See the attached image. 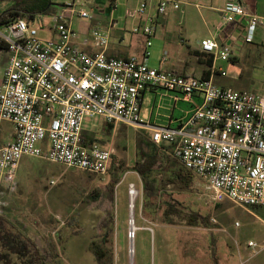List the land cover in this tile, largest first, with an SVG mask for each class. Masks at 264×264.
<instances>
[{"label":"built area","instance_id":"built-area-1","mask_svg":"<svg viewBox=\"0 0 264 264\" xmlns=\"http://www.w3.org/2000/svg\"><path fill=\"white\" fill-rule=\"evenodd\" d=\"M169 4L181 6L178 0H160L157 15H147L145 22L132 29L145 38L144 57L151 54L156 18L167 12ZM147 9L148 1L142 0L137 12L142 17ZM222 11L226 23L237 17L250 18L247 41H253L258 24H264V17L250 14L240 0H228ZM92 17L88 2L72 0L55 13L40 12L32 19L21 17L0 25V38L8 47L0 79V132L4 121L14 126L11 138L0 142V214L5 206L3 194L18 188L19 167L25 157L94 174L108 173L112 148L89 140L84 128L86 116L93 115L114 126L124 123L150 129L154 142L170 145L173 155L203 179L211 201L231 200L242 207L264 205V94L224 87L214 76L154 67L139 55H109L106 48L114 18L107 25L92 27L84 43L93 41L100 50L89 52L74 42L73 21ZM200 47L213 57L214 72L226 75L215 63L232 58L231 45L207 37ZM166 58L165 52L161 62ZM152 87L180 92L193 104L179 126L143 120L142 93ZM173 98L178 101L180 95ZM135 188L130 183L129 193ZM249 245L257 247L258 243L251 240Z\"/></svg>","mask_w":264,"mask_h":264},{"label":"rangeland","instance_id":"rangeland-1","mask_svg":"<svg viewBox=\"0 0 264 264\" xmlns=\"http://www.w3.org/2000/svg\"><path fill=\"white\" fill-rule=\"evenodd\" d=\"M53 1L60 11L62 3L72 0ZM85 1L89 9L92 8L93 17L98 15L99 11L94 7L100 6V2ZM139 2L109 0L103 6L105 11L100 13L105 19L102 24L106 25L114 18L118 21L116 28L121 27L127 35H132L133 27L139 24L141 18L146 20L149 11L148 8L141 17L137 12ZM45 3L46 0H0V13L16 4L27 7ZM152 5L157 6L158 3ZM186 9L188 14L191 6L186 5ZM167 11L170 13L168 22L160 21L159 27L163 29L166 23L170 32L184 38L179 47L187 55L189 45H195L197 36L205 34V23L196 7H193V11L197 13V18L193 19L190 15L183 18L174 4H169ZM84 22L75 18L73 26L76 31L82 29ZM41 35L48 36V33L41 31ZM152 51L155 52V49ZM7 58L8 53H2L0 68ZM171 95L158 97L154 122H168V116L175 106ZM158 104L162 107L158 108ZM191 107L190 103L181 100L174 110V117L181 116ZM10 125V122L4 121L2 129H9ZM84 128L87 134H92L97 141L112 148L115 161L112 159L111 173L94 174L44 158L26 157L18 174L17 190L3 194L5 206L1 214L47 248L52 264H264V205L253 209L252 206L242 207L231 200L213 202L209 199L205 182L196 176L192 188L171 183L167 185L166 193L180 202L178 206L186 214L198 213L199 221L190 224L189 216L184 218L174 214L169 223L164 218L162 208L150 212L144 210L142 179L133 170L138 156L137 144L148 132L124 123L110 128L100 115L86 116ZM114 174L120 177L113 196L114 231L104 241L99 236V222L112 198L105 193V188ZM53 179L56 180L55 184L51 183ZM130 183H135L139 191L134 209L130 205ZM102 193V197L97 199ZM132 220L138 229L132 228ZM237 221L240 225H236ZM134 231L135 236L131 237ZM131 239L134 240L133 248ZM93 240L106 249L103 260L91 248ZM250 240L256 241L258 246L249 245ZM211 247H215V251L217 247L215 255L211 253Z\"/></svg>","mask_w":264,"mask_h":264},{"label":"crops","instance_id":"crops-1","mask_svg":"<svg viewBox=\"0 0 264 264\" xmlns=\"http://www.w3.org/2000/svg\"><path fill=\"white\" fill-rule=\"evenodd\" d=\"M98 1L100 2V6L94 7V9L99 11V16L95 15L90 21H85L77 18L85 22L82 26V29L77 30V35L73 39L77 45L81 46L89 52L98 51L100 50V48L97 47L93 43V41L85 44L84 39L90 37L92 27L96 25H105L102 24L105 19H103L100 13H103L105 11V8H103V6H106L109 0ZM141 1L142 0H140V2ZM147 1L149 8L148 15H157V6L152 5V3H159L160 0ZM227 1L228 0L180 1L181 6L180 8H178V11L181 12L183 18L186 19L187 15H190L191 19L197 18V13L193 11V7H196L206 27L205 34H203L202 36H197L195 45H189V51H187V55L186 52L183 51L181 47H179L180 43H182V41H185L184 38H181V36L177 37V35H174L172 32H170L166 28V23L164 24L163 29L159 27L160 21L166 22L169 19V11H167L165 14L159 15L156 18V33L153 37V45L150 47L151 54L149 56H143V52L146 47L145 38L141 34L136 33L127 35L125 29L121 27L116 28L118 26V21L116 19L115 25L112 27L110 44L106 48L107 53L109 55L123 57H127L130 55H139L140 57L144 58V61L147 64L154 67H163L167 70L178 73H193L203 76H214L215 81L224 87L248 89L264 94V24L259 23L255 32V39L253 41H247L245 39V35L247 33L250 18L247 16L237 17L236 21L226 23L224 21L222 9ZM240 1L249 10L250 14L264 17V0ZM186 5L191 6L188 14ZM109 8L111 10V7ZM91 9H89L90 12ZM94 20H96L97 22H95ZM141 20L142 22H145L147 19L143 21V18H141ZM141 20L139 21V23L141 22ZM114 28H116L117 30H115ZM207 37H216V39L221 43L231 45L233 49L232 58L229 61L219 60L217 61V63H215V65H221L222 68L227 71L226 75L214 72L213 57L201 50L200 41ZM155 38L156 43L154 42ZM153 48L155 49L156 53L152 51ZM165 52L167 53V58L165 62L162 63L161 60ZM7 60L8 58L0 68V79L2 78ZM161 90H163L164 92H162ZM170 93H173V95H171ZM175 93H178L180 95V99L178 101H175V106L172 109L171 114L168 116V122L164 124L154 122V111L158 97H163L165 95H171V97H174L175 95H178ZM181 100L190 103L193 106L190 101L183 98L180 92L166 91L165 89L159 87H152L144 90L141 99V112L143 120L147 123L155 125L179 126L181 124V119L190 114L193 109L191 107L190 109L186 110L181 116L174 117V110ZM197 100H201V98L197 97ZM159 107H162L161 104H158V108ZM10 124L11 128H3L1 130L0 142L7 141L14 133V126L12 123ZM141 129L145 132H148V135H146V137H151L152 131L150 129ZM21 170L22 169L20 165L19 172H21ZM210 249H212L211 253L215 255L217 252V247L215 252L213 251L212 247Z\"/></svg>","mask_w":264,"mask_h":264},{"label":"trees","instance_id":"trees-1","mask_svg":"<svg viewBox=\"0 0 264 264\" xmlns=\"http://www.w3.org/2000/svg\"><path fill=\"white\" fill-rule=\"evenodd\" d=\"M54 4L56 3L53 0H46V3L42 5L22 7L16 4L10 6L0 13V25L21 17L32 19L40 12L55 13L58 9ZM4 52L8 53V47L0 38V56ZM107 124L110 128L114 127L112 123ZM87 136L89 140H96L92 134ZM137 147L138 156L133 165V170L138 172L142 179L144 210L150 212L152 209L162 208L164 218L169 223L172 222L173 215L178 214L184 218L189 216V223L196 224L199 221L198 213L186 214L178 206L180 202L172 198L170 193H166V187L171 183L192 188L196 179L195 173L173 155L171 146L168 144H157L151 137H141ZM112 159L115 161L113 153ZM109 171L112 172L110 168ZM119 180V175L114 174L105 188V193L112 198L109 199L110 203L105 207V213L99 222V229L101 230L99 236H102L104 241L114 231L115 213L112 206L115 186ZM166 194H169L168 197H165ZM102 195L103 193L99 194L97 199L101 198ZM252 208L255 209L256 207L252 206ZM91 248L100 260L104 259L106 249L97 240H93ZM212 248L215 252V247ZM49 256L51 257L49 250L41 246L38 240L26 235L0 214V264H52V259Z\"/></svg>","mask_w":264,"mask_h":264},{"label":"bare ground","instance_id":"bare-ground-1","mask_svg":"<svg viewBox=\"0 0 264 264\" xmlns=\"http://www.w3.org/2000/svg\"><path fill=\"white\" fill-rule=\"evenodd\" d=\"M138 193H139V191H138L137 188L133 189L132 192H131V204H132L131 206H132V209H134V203H135V200H136V198L138 196ZM131 226L135 230L139 228L134 222H132ZM133 241L134 240H132V243H133ZM132 256H133V252H132Z\"/></svg>","mask_w":264,"mask_h":264},{"label":"water","instance_id":"water-1","mask_svg":"<svg viewBox=\"0 0 264 264\" xmlns=\"http://www.w3.org/2000/svg\"><path fill=\"white\" fill-rule=\"evenodd\" d=\"M134 247V244H132V239H131V248H133Z\"/></svg>","mask_w":264,"mask_h":264}]
</instances>
